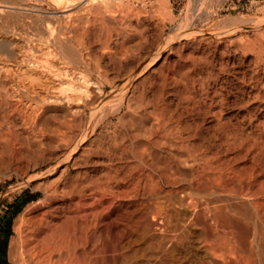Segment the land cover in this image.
<instances>
[{
    "label": "bare ground",
    "instance_id": "6f19581e",
    "mask_svg": "<svg viewBox=\"0 0 264 264\" xmlns=\"http://www.w3.org/2000/svg\"><path fill=\"white\" fill-rule=\"evenodd\" d=\"M123 3L0 0V150L17 120L29 123L35 150L56 147L55 164L35 176L49 177L34 186L42 196L13 222L9 260L264 264L263 95L235 103L238 110L228 114L223 101L185 98L179 81L152 83L146 77L137 83L153 58L131 71L120 91L94 105L82 127L72 115L42 123L67 90L60 95L56 89L71 84L68 74L77 64H87L84 53L92 44L107 47L120 38L122 56L143 46L131 23L135 15L124 14ZM238 25L216 37L234 34ZM44 53L50 58H35ZM7 62L18 70L16 77L13 70L4 73Z\"/></svg>",
    "mask_w": 264,
    "mask_h": 264
},
{
    "label": "rangeland",
    "instance_id": "374dc122",
    "mask_svg": "<svg viewBox=\"0 0 264 264\" xmlns=\"http://www.w3.org/2000/svg\"><path fill=\"white\" fill-rule=\"evenodd\" d=\"M158 1L164 4L161 5L160 11L157 8ZM124 5L125 7H122L124 14L127 12L135 15L131 23L138 27L139 33L143 36V46L141 44L142 47L137 49V52L135 50L128 56H122L119 54L120 48L117 49L116 46L119 41L121 42L120 38L118 40L113 37V42L110 41L111 44L106 45L107 47L99 42L98 45L97 42L92 44L90 50L84 53L88 65L75 64V72H71L72 76L68 74L70 85L73 82L76 87L78 82L81 84L79 86L82 88L76 90L80 94L75 95L76 92H72L74 88L76 89V87L72 88L74 85L57 88L58 94L62 93L63 89L67 90L62 93L63 98L55 104L56 106L43 116L42 123L45 126L50 125L54 118L61 119L65 115H72L77 119L76 126L79 124V128L82 127L94 105L105 100L109 94L120 91L128 82L131 71L140 64L148 65L153 58L154 63L147 67L141 78L137 79V83L146 77H149L152 83H157L163 77L175 80L177 83L179 81L178 88H182L179 89L185 98L192 97L190 101L195 99L198 101L200 98L199 102L203 101L202 103L205 104L213 102V105L214 102L217 105L223 101L222 103L227 105L228 114L230 111L234 113L238 110L234 105L240 101L251 99L257 94L260 97L264 96V0H124ZM237 25L239 29H236L234 34L222 38L216 37L218 33ZM194 32L197 34H193ZM101 40L103 43L104 40ZM137 40L138 38L135 39ZM162 49L161 56L155 58V54ZM45 56L48 59L49 55L45 53L36 54L35 58L44 57L42 59L44 60ZM4 71V73L12 71L11 74L14 72V77L19 74L18 70L12 68L8 62ZM136 82L130 85V90ZM67 87H71L69 88L71 90L68 91ZM67 92H70V96L73 94L74 99L70 98ZM84 92H89L90 96ZM131 94L130 91L128 96ZM76 96L79 97L78 99L85 96L84 102L76 100ZM28 127V122L22 123L17 120V129H14L10 138L7 136V142L5 141L6 143L1 146L4 150H0L2 152H0L2 154H0V246L5 243L4 248L0 249V264H20L8 258L13 222L25 206L42 196L34 186L49 177L37 180L35 176L46 172L55 164L52 158L55 155L54 151L56 153V147L52 145L53 147L35 150L34 146L30 145L34 143L35 138L32 137L30 140L33 134ZM77 127L75 133L79 135L82 129ZM24 130L27 131L28 136ZM4 144L6 147L3 146ZM54 177L55 175L50 178ZM21 202L23 203L19 204ZM17 206L20 208L14 213ZM6 227L10 231L8 238L4 235Z\"/></svg>",
    "mask_w": 264,
    "mask_h": 264
},
{
    "label": "trees",
    "instance_id": "16d2710c",
    "mask_svg": "<svg viewBox=\"0 0 264 264\" xmlns=\"http://www.w3.org/2000/svg\"><path fill=\"white\" fill-rule=\"evenodd\" d=\"M22 203H23V202H21V203H19V204H22ZM19 204H18V205H19ZM19 208H20V207L17 206V207L14 209L13 212H14V213L18 212ZM7 224H9V223H7ZM4 235L6 236V238H8V237L10 236V231H9V228H8V227L5 228ZM4 244H5V243H4ZM4 244L0 246V249H3V248H4Z\"/></svg>",
    "mask_w": 264,
    "mask_h": 264
}]
</instances>
